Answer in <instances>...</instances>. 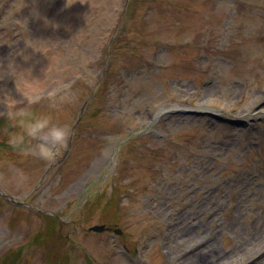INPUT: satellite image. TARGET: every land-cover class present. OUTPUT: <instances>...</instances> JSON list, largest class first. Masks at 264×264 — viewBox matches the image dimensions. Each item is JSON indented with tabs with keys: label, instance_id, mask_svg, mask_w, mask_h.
<instances>
[{
	"label": "rangeland",
	"instance_id": "1",
	"mask_svg": "<svg viewBox=\"0 0 264 264\" xmlns=\"http://www.w3.org/2000/svg\"><path fill=\"white\" fill-rule=\"evenodd\" d=\"M68 2L0 15V101L71 129L54 158L25 154L0 102V189L27 202L0 196V264H188L208 241L214 264H264V113L229 120L264 107V0ZM170 106L217 114L154 119Z\"/></svg>",
	"mask_w": 264,
	"mask_h": 264
},
{
	"label": "clouds",
	"instance_id": "2",
	"mask_svg": "<svg viewBox=\"0 0 264 264\" xmlns=\"http://www.w3.org/2000/svg\"><path fill=\"white\" fill-rule=\"evenodd\" d=\"M66 3L70 4L68 0ZM33 13L38 14L35 9ZM45 22L50 21L45 17ZM0 102H4V115L10 124L22 125V131L9 133V143L19 147L25 154L52 159L67 143L71 135L70 127L54 120L51 115L36 114L31 107L33 101L28 97L22 94V98H17L11 90H4Z\"/></svg>",
	"mask_w": 264,
	"mask_h": 264
},
{
	"label": "bare ground",
	"instance_id": "3",
	"mask_svg": "<svg viewBox=\"0 0 264 264\" xmlns=\"http://www.w3.org/2000/svg\"><path fill=\"white\" fill-rule=\"evenodd\" d=\"M264 113V107L258 106L254 110L255 116L258 114ZM215 243L213 241L207 242L205 246L197 249L195 252L190 253L184 258V262L188 264H214L213 262H210L209 259L214 257V251H215ZM210 262V263H209ZM222 262L225 261H219L215 264H222Z\"/></svg>",
	"mask_w": 264,
	"mask_h": 264
},
{
	"label": "water",
	"instance_id": "4",
	"mask_svg": "<svg viewBox=\"0 0 264 264\" xmlns=\"http://www.w3.org/2000/svg\"><path fill=\"white\" fill-rule=\"evenodd\" d=\"M92 228H93V229H96V230H100V229L103 228V226H101V225H100V226H93Z\"/></svg>",
	"mask_w": 264,
	"mask_h": 264
}]
</instances>
